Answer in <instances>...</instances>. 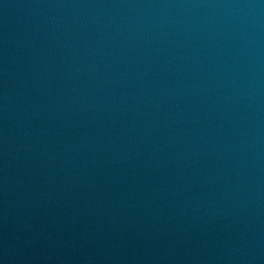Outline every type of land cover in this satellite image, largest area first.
<instances>
[{
	"label": "water",
	"instance_id": "1",
	"mask_svg": "<svg viewBox=\"0 0 264 264\" xmlns=\"http://www.w3.org/2000/svg\"><path fill=\"white\" fill-rule=\"evenodd\" d=\"M0 264H264V0H0Z\"/></svg>",
	"mask_w": 264,
	"mask_h": 264
}]
</instances>
